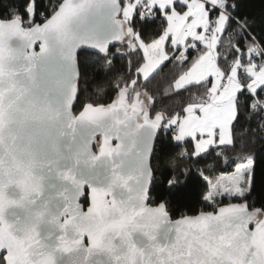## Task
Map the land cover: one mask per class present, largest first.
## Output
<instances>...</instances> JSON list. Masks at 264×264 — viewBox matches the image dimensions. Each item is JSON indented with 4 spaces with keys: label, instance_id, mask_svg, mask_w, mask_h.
<instances>
[{
    "label": "water",
    "instance_id": "obj_1",
    "mask_svg": "<svg viewBox=\"0 0 264 264\" xmlns=\"http://www.w3.org/2000/svg\"><path fill=\"white\" fill-rule=\"evenodd\" d=\"M122 11L123 0H62L43 22L0 19V257L264 264V215L246 202L178 218L152 203L165 118L151 115L140 92L130 99L125 86L108 105L74 111L78 54L106 55L122 43Z\"/></svg>",
    "mask_w": 264,
    "mask_h": 264
},
{
    "label": "trees",
    "instance_id": "obj_2",
    "mask_svg": "<svg viewBox=\"0 0 264 264\" xmlns=\"http://www.w3.org/2000/svg\"><path fill=\"white\" fill-rule=\"evenodd\" d=\"M229 20L220 38L218 62L227 73L231 63L239 60L248 65L264 59V0H225ZM62 0H0V19L20 17L25 26L29 8L33 5L34 21L43 22L58 8ZM129 19L131 32L125 40L112 46L106 55L80 51L79 96L74 111L79 112L85 104L108 105L122 87L130 88V99L140 92L151 115L160 113L165 123L160 130L152 158L153 180L150 191L153 204L165 203L173 218L194 215L201 211H213L233 202H246L257 217L264 215V85L255 92L248 88L250 76L240 73L244 87L237 95V115L232 123V143L214 145L196 154L194 140L187 138L176 142L172 120L181 118L190 105L210 100L212 79L181 85L180 77L205 53L200 43L182 46H166L169 58L152 73H137L145 63L141 39L150 43L166 29L162 11L153 9L154 17L146 20L142 15L143 4L136 0ZM217 11L212 10L213 24ZM123 19V11L121 15ZM30 24V25H32ZM130 34V35H129ZM139 38V39H138ZM259 48L261 55L253 53ZM147 101H146V99ZM253 161L251 184L242 182L239 194H220L207 199L211 184L222 173L232 172L241 163ZM248 176V175H247ZM245 179H248V177ZM215 190V188H214ZM88 203L87 197L83 200ZM256 210H259L257 212ZM0 264L4 259L0 257Z\"/></svg>",
    "mask_w": 264,
    "mask_h": 264
},
{
    "label": "crops",
    "instance_id": "obj_3",
    "mask_svg": "<svg viewBox=\"0 0 264 264\" xmlns=\"http://www.w3.org/2000/svg\"><path fill=\"white\" fill-rule=\"evenodd\" d=\"M144 1L149 3L153 9L162 11L167 25L160 37L145 45L141 43L145 56V63L140 68L143 73H152L169 58L166 48L168 44L188 48L190 44L200 43L206 48L198 61L180 77V84L211 78V97L206 103L188 106L181 118L169 123L175 127V141L193 139L196 154L214 145L231 144L232 123L237 115V95L244 84L238 70H230L227 83L225 85L221 83V78L226 72L218 62V48L229 20V14L225 10L226 1L136 0L138 3ZM212 10L218 13L214 24ZM253 53L257 56L261 55L257 47H254ZM263 63L262 58L247 65L249 70L247 75L251 77L250 81L259 80L261 86L264 85Z\"/></svg>",
    "mask_w": 264,
    "mask_h": 264
},
{
    "label": "rangeland",
    "instance_id": "obj_4",
    "mask_svg": "<svg viewBox=\"0 0 264 264\" xmlns=\"http://www.w3.org/2000/svg\"><path fill=\"white\" fill-rule=\"evenodd\" d=\"M130 7H131L130 4L126 3L124 5V8H123V20L125 22L127 32H129V33L131 32L130 31L131 28L129 27V19L131 18L132 14L135 10L136 3H134L132 5L133 8H131V11H130ZM144 18H145V16H144ZM146 20H148V19H146ZM33 21H34V8H33V5H31L29 8V18L25 21V23L30 25L33 23ZM139 43L142 46V48H143L142 44H144V45L146 44L141 39H139ZM143 53H144V51H143ZM262 65H264V63ZM137 73H140L143 76L146 74V73H143L141 71V69H139ZM262 73H264V72L262 71ZM260 86H261V83L259 80H257V81L251 80L249 82L248 88L255 91V90L259 89ZM131 97H133V96H131ZM146 101H147V99H146ZM252 170H253V161L249 160L246 163H241V164L237 165L235 170L232 172L222 173L220 175L219 179L216 181L217 182L216 186L214 183L211 184V190L207 194V199L212 200L213 195H216L217 191H219L220 194H239L241 192L243 181H245L246 186H248V187L250 186ZM246 176L248 177V179H245ZM214 188H215V190H214Z\"/></svg>",
    "mask_w": 264,
    "mask_h": 264
},
{
    "label": "built area",
    "instance_id": "obj_5",
    "mask_svg": "<svg viewBox=\"0 0 264 264\" xmlns=\"http://www.w3.org/2000/svg\"><path fill=\"white\" fill-rule=\"evenodd\" d=\"M142 4H143L142 15L145 16V18L148 20L152 19L154 17L153 8L146 1H144ZM209 4L211 6H213L211 3H209ZM231 70H238V72L242 73V74H248L249 73L248 66L242 65L239 60H236V61L231 63ZM228 76H229L228 72L225 73L224 76H222L221 83L223 85H225L227 83ZM173 129L175 130V127H173Z\"/></svg>",
    "mask_w": 264,
    "mask_h": 264
}]
</instances>
